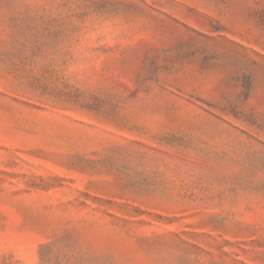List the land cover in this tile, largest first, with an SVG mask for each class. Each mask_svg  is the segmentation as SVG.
Wrapping results in <instances>:
<instances>
[{
  "label": "rangeland",
  "instance_id": "rangeland-1",
  "mask_svg": "<svg viewBox=\"0 0 264 264\" xmlns=\"http://www.w3.org/2000/svg\"><path fill=\"white\" fill-rule=\"evenodd\" d=\"M0 264H264V0H0Z\"/></svg>",
  "mask_w": 264,
  "mask_h": 264
}]
</instances>
